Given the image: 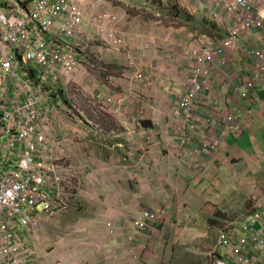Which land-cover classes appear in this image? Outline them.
<instances>
[{
    "label": "crops",
    "instance_id": "obj_1",
    "mask_svg": "<svg viewBox=\"0 0 264 264\" xmlns=\"http://www.w3.org/2000/svg\"><path fill=\"white\" fill-rule=\"evenodd\" d=\"M115 1H85L121 17L119 32L126 45L120 52L94 47L96 57L107 64L111 75L102 82L93 78L84 83V88L94 92L95 97L123 100L128 109L120 118L96 114L94 127L82 123L72 127L64 123L66 119L59 125L62 135L69 133L76 139L69 147V164L78 187L73 202L77 205L63 216L42 219L49 222L46 226L50 237L46 234L31 237L37 255L33 264H137L146 252L147 238L138 236L131 244L119 230L122 226L128 228L138 212L171 210L170 194L182 199L183 207L193 202L196 195L193 205L200 209V192L207 188L210 179H222L231 160L236 161L241 171L251 165H264V79L257 80L256 90L248 92V98L239 96L252 71L245 46H255L247 39L264 50V32L255 29L244 32L243 41L247 43L241 35L238 48L224 51L229 64L226 68L215 64L213 85L196 111L200 131L193 145L182 150L175 105L189 86L194 51L202 48L200 36L182 21L166 25L161 20L131 18ZM161 1L175 3L198 19L207 17L209 11L208 18L220 29L224 28L223 19L216 20L213 11L223 13L229 0ZM88 40L93 43L92 36ZM131 59L136 60L137 68H142L143 81H134L138 69H133ZM219 106L242 110V136L229 134L224 119L216 116ZM140 112L146 115V120L138 123L135 117ZM121 121H128L129 127H124ZM226 135L229 140L223 143V154L218 157L207 152L198 157L191 154L192 148H203L207 139L222 140ZM80 210L86 216L89 214V221H80V214L85 216ZM109 223L115 235L108 233ZM62 229L70 233L52 245L53 235Z\"/></svg>",
    "mask_w": 264,
    "mask_h": 264
},
{
    "label": "built area",
    "instance_id": "obj_2",
    "mask_svg": "<svg viewBox=\"0 0 264 264\" xmlns=\"http://www.w3.org/2000/svg\"><path fill=\"white\" fill-rule=\"evenodd\" d=\"M85 1L31 0L20 13L0 9V264H33L37 255L30 239L42 219L66 212L75 201L66 184L75 186L69 147L76 139L62 135L59 125L68 118L95 126L78 102L84 83L105 70L91 54L88 36L100 39L113 52L126 45L119 33L121 17ZM260 1L229 0L223 13L213 11L216 20L223 19L225 37H199L202 48L194 51L189 86L175 105L182 150L193 145L200 131L196 111L213 85L215 64L226 68L229 60L224 51L238 48L244 32L263 27L264 12L254 11ZM245 53L252 71L239 93L241 99L264 79V50L245 46ZM131 63L138 69L134 81H143L142 68H137L135 59ZM90 103L116 118L128 109L125 101L103 95ZM215 112L231 135H243L242 110L219 106ZM135 120L144 122L146 116L140 112ZM221 145V139L211 137L203 148H192L191 154L214 155ZM157 221L156 212L141 210L126 227L127 242L149 233ZM107 228L115 235L112 224ZM215 251L212 264H264V194L253 212L218 232Z\"/></svg>",
    "mask_w": 264,
    "mask_h": 264
},
{
    "label": "rangeland",
    "instance_id": "obj_3",
    "mask_svg": "<svg viewBox=\"0 0 264 264\" xmlns=\"http://www.w3.org/2000/svg\"><path fill=\"white\" fill-rule=\"evenodd\" d=\"M124 1L125 0L115 1V3H117L116 5L121 9H125L131 18L139 19L140 17L141 20H161L166 25L173 24L174 22L179 24L169 16L173 11L171 7L174 5L178 6L175 3H163L164 5H160L156 4L158 2L157 0ZM29 2L30 0H0V9L5 12L20 13L21 7L23 8V6H26L24 4H29ZM254 11L264 12V2L262 0L254 7ZM208 16L210 17L209 11H207V17L204 18L209 19ZM196 19H198V17H196ZM199 19L200 20L197 21H202L203 17H200ZM192 24L197 30L196 36L207 35L213 38L223 39L226 35L223 29H221L218 34H211L206 30L204 32V28L199 26L196 22H193ZM255 30H258V32H264V26L261 29ZM119 33L122 34L121 32ZM241 39L243 41V35ZM92 42L90 52L95 57V60H97V62L105 69L103 72L94 73L93 78L102 82V80H105L109 75H111V73L107 64L105 65L96 57L97 55L94 52V47L98 46L100 48H107L108 46H106L103 41L95 37H93ZM247 42L253 44L252 46H256V44L248 39ZM226 57L228 58V56ZM124 70L125 68H122L121 73H123ZM94 95V92H90L85 89L83 85V93L80 92L78 94V102L80 110H83L87 119L93 122L96 126V118L98 117L96 114L105 113L101 111L98 106L90 103ZM79 121H83L85 126L92 127V125L87 124L85 120ZM64 123L67 125L69 124L72 127L77 125L76 122H72L68 118L64 121ZM227 130L230 134L231 130ZM222 140H224V142H222L223 145V143H225L226 140H229V138L226 135ZM221 148L215 152L214 157H218L220 154H223ZM233 158L235 157L233 156ZM235 162V160H231L227 163V168L222 175V179H220L221 181L216 178L213 180L210 179L207 188L200 192V209L197 207L195 208L193 205L194 201L197 200L196 195L194 196L195 199L193 202H190L188 205L183 207L181 202L183 200H179L177 195L170 194L169 200L173 206L171 210L167 211L165 209H156L153 211L156 212L158 221L150 228L149 233L143 236L147 238L146 252L143 253L137 264H212L214 256L217 255L215 247L218 232L229 228L234 223L242 221L247 215L253 212L255 206L258 204V200L264 194V165L262 164L263 167L251 165L241 171L240 167L235 165ZM224 176L225 180H223ZM214 182H216V184H214ZM66 190L71 199L74 197L77 199V186L75 187L71 184H66ZM76 205L77 203L75 205L72 203L68 206L66 212H63L59 216L47 219L53 220L63 216ZM79 212L84 214L81 210ZM80 216L82 219L80 221L90 220L88 218L89 214L84 217L80 214ZM44 220H42L40 228L33 233V236L38 234L42 236V234H46V237H50L46 226L49 222H43ZM125 230V226L120 228L119 231L121 235L124 236ZM69 233L70 232L67 229H62L57 232L53 235L52 240L55 242L52 243V245L56 244V241H61L60 237H65ZM108 233L110 234L109 231ZM49 249L50 248H48V250ZM85 254L89 253L86 252Z\"/></svg>",
    "mask_w": 264,
    "mask_h": 264
},
{
    "label": "trees",
    "instance_id": "obj_4",
    "mask_svg": "<svg viewBox=\"0 0 264 264\" xmlns=\"http://www.w3.org/2000/svg\"><path fill=\"white\" fill-rule=\"evenodd\" d=\"M31 1V0H30ZM158 2L156 4H160V5H164L163 2L161 0H157ZM172 14H170L169 16L171 18L174 19V21H182L183 23L185 24H189L191 26V28L193 30H196V28H194L193 26V22H196L199 26H202L204 29L203 31L205 32L208 31L209 33H215V34H218L221 29L219 27V25L214 22V21H211V19H207V18H203L202 21H197V20H200V19H196V17L191 14L187 9H182L180 6H172Z\"/></svg>",
    "mask_w": 264,
    "mask_h": 264
}]
</instances>
